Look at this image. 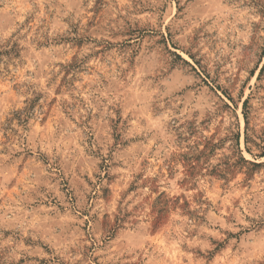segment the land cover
Here are the masks:
<instances>
[{
    "label": "rangeland",
    "instance_id": "1",
    "mask_svg": "<svg viewBox=\"0 0 264 264\" xmlns=\"http://www.w3.org/2000/svg\"><path fill=\"white\" fill-rule=\"evenodd\" d=\"M0 264H264V0H0Z\"/></svg>",
    "mask_w": 264,
    "mask_h": 264
}]
</instances>
